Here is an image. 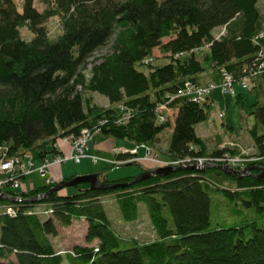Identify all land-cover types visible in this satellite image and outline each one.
<instances>
[{
	"label": "trees",
	"instance_id": "16d2710c",
	"mask_svg": "<svg viewBox=\"0 0 264 264\" xmlns=\"http://www.w3.org/2000/svg\"><path fill=\"white\" fill-rule=\"evenodd\" d=\"M23 1L19 9L16 0H0V147L9 157L30 152L44 160L57 149L47 150L41 140L55 146L59 137H81L84 129L98 128L96 137L128 139L154 152L162 132L173 128L166 151L170 159L205 157L209 148L195 126L207 119L212 93L204 104L178 93L187 84L203 83L206 75L222 83L225 73L250 82L235 100L254 118L252 156L264 157V88L256 102L248 101L264 77V68L251 76L264 61L259 0H41L42 9L36 0ZM55 17L62 28L52 38L47 25ZM223 27L225 33L217 38L213 33ZM113 38L111 53L86 77L82 68ZM156 49L170 62L154 66ZM203 59L213 62L210 70ZM85 92L106 96L112 108L101 109ZM162 105L173 110L170 123L160 120ZM121 106L130 112L122 123ZM235 149L225 146L211 157L232 155ZM128 157L118 154L116 161ZM256 164L264 167V160ZM260 172L229 176L204 167L105 190L83 183L74 185L78 191L72 195L61 190L41 198L37 206L49 205L51 211L45 215L34 211L30 201L57 182L28 192L7 190L24 201H5L12 212L0 213V264H264ZM102 174L103 182L134 178L113 180ZM212 192L254 209L261 219L211 228ZM111 195L127 222L138 221L145 206L157 238L141 242L118 232L105 206ZM81 220L87 223L86 243L60 250L54 242L60 229Z\"/></svg>",
	"mask_w": 264,
	"mask_h": 264
},
{
	"label": "rangeland",
	"instance_id": "374dc122",
	"mask_svg": "<svg viewBox=\"0 0 264 264\" xmlns=\"http://www.w3.org/2000/svg\"><path fill=\"white\" fill-rule=\"evenodd\" d=\"M18 8H23V0H16ZM37 6L42 9L43 3L41 0H36ZM258 6L260 9L264 12V0H259ZM48 31L49 35L52 38H56L61 33V21L58 17H55L51 19L48 23ZM22 28V33L24 36L29 35L27 31H25ZM225 27H223L221 30L217 29L215 30V36L218 38L220 35H222L225 32ZM114 38L111 39L108 44L99 50L95 51L93 56L89 59L88 64H86V67H83L81 72L86 77H91V69L93 68L95 63H99L102 60L105 59V56H108L111 53V46L113 44ZM209 49H207L205 52H208ZM154 66L160 67L170 62V58L164 55V53H161L159 49H156L154 52ZM203 55L201 56V58ZM203 65L206 70H210L212 68L213 62L211 60L203 59ZM209 83V82H207ZM207 83H201V85H209L214 82ZM216 88L214 89L213 95L208 98L206 104L209 105L208 107V117L206 120L199 122L196 124V130L198 134H200L205 142L208 145V155L203 158H209L211 157V154L216 150L225 149V146L227 147H236L235 150L232 152V157L241 156L245 159H253L252 156L255 155L254 151L250 148L252 145L251 138L249 135V127L254 122L253 116H250L249 114H246L239 105L236 103V97L231 92H225L223 88L218 84H216ZM240 84L236 83L235 88L237 93H240ZM248 90V89H247ZM245 89V92H247ZM86 98H90L92 103L97 104L101 109H108L111 107V102L109 99L98 93V92H85ZM254 94H251L248 96V101L250 103L254 102L255 97ZM213 100V101H212ZM205 99H201V103L204 104ZM204 102V103H203ZM162 115L166 118L167 122H171V120L174 117L173 110L162 107ZM223 118V119H222ZM174 136L173 128H168L162 134L160 135V139L157 140V143L155 145L156 151L152 152L155 154V156H158V160L154 161H142L139 164H133V165H122V166H116L115 162L113 161V158H116V155L112 154V149H118L125 150L128 149V147L133 145V142L129 141L128 139H121V138H115L112 136L109 137H94L89 139V148L92 156L98 157L99 162L93 163L92 160H85L81 163H75L72 160L65 161L61 164L63 166L60 167V165H54L52 167L48 168L47 177H53L54 174H57V172L60 169L66 168L69 169H75L78 170L83 167L89 168L88 173L85 174H71L68 177L72 176H82V175H90V174H102L103 176L110 177L119 173H128L132 171H138L137 174H134V176H137L138 173L141 171V168L144 166L149 169H154L158 167H165L164 165L171 164V160L169 158V155L166 154L167 147L172 140ZM68 137V136H67ZM67 137H59L57 139V146L59 145L60 149H62L66 155L70 154L69 144L68 141L65 140ZM43 146L49 151L53 150V148H56L51 142L50 139L47 140H41L40 141ZM234 143V144H232ZM56 145V144H55ZM136 145V143H135ZM72 147V146H71ZM137 145L135 146L136 149ZM5 147L2 149L0 148V157L2 156V153L4 151ZM89 149L87 152H89ZM151 149L150 146L148 149H144V151H147ZM57 155L59 154L58 150H55ZM253 151V152H252ZM252 152V153H251ZM28 153V152H26ZM30 153V152H29ZM24 154V153H23ZM50 156V157H49ZM48 156V159H54L55 152H50ZM106 157L111 158L109 162H105L107 159ZM8 158H10L8 156ZM7 158V159H8ZM157 158V157H156ZM204 159V162H205ZM31 160V163H29ZM47 159L41 160L37 158H25V164L30 170H33L31 173H28L25 178H23L22 183L19 187H7L6 189L11 191H31L33 189H37L41 186L48 185L47 184V177L43 176L41 172L39 171V168L41 165L46 161ZM161 160V161H160ZM69 162V163H68ZM179 164V163H177ZM176 164V165H177ZM175 165V166H176ZM198 168L204 167L202 163H195ZM39 166V167H38ZM238 167V166H236ZM146 169V170H149ZM239 169V168H237ZM132 176V177H134ZM64 178V176H63ZM61 176H55L54 181L59 183L61 180H63ZM112 179V178H111ZM83 188V187H80ZM78 191L77 188L74 186L65 187L62 189L61 194L63 195H72ZM211 199H212V217H211V228L218 227V226H231L234 224H240L245 223L250 220H256L259 222L261 219L260 215H257L254 209L247 208L243 203H237V202H231L228 198L223 197V195L212 192L211 193ZM2 201V200H0ZM226 204L230 205L227 206ZM105 206L108 213V216L110 220L113 222L114 227L118 232L123 234L125 237H137L139 241L141 242H151L154 239L157 238V233L149 219L148 212L146 210V207L142 205L141 208V214L140 218L136 222H127L122 218L120 209L117 205V202L113 196H110L105 199ZM47 206H43L42 209H45ZM36 211L40 209H35ZM6 212V208H3L0 210V212ZM7 213V212H6ZM86 230H87V223L85 220L81 221H75L72 225L68 227H62L60 229V234L58 237L54 238L55 245L60 249H68L72 247L75 244H85L86 243ZM96 241L93 243L95 244ZM57 248V249H58Z\"/></svg>",
	"mask_w": 264,
	"mask_h": 264
},
{
	"label": "built area",
	"instance_id": "2783aa9c",
	"mask_svg": "<svg viewBox=\"0 0 264 264\" xmlns=\"http://www.w3.org/2000/svg\"><path fill=\"white\" fill-rule=\"evenodd\" d=\"M260 38L264 40V33L260 34ZM263 68H264V61H262L259 64L258 68L252 73L251 76L255 78L257 75H259V73L263 70ZM224 76H225L224 81L220 83L219 85L223 88L225 92H231L233 95H235L237 93L236 88H235L236 83H239L241 88L244 90L245 89L247 90L250 88V82L246 81L247 78H244L243 80L245 81L242 82V80L236 81L235 77L232 74L225 73ZM216 87L217 86L215 83H211L209 85L187 84V87L180 92L183 94V96H190L192 99L200 101L201 99H207ZM163 106L164 105L159 107L160 112H162L161 109ZM121 109L123 110L124 114H123V117L119 120L120 123L124 122L127 118L130 117V112L124 110L122 106H121ZM160 120L162 122H165L166 118L163 115H161ZM99 133H100V128L96 130L84 129L81 137H75L73 135L68 136L65 140H67L68 143H70L72 146L71 154L69 155L58 154L54 157L53 160H46L39 168V171L41 172V174L43 176H46L48 172V168L51 166V164L59 165L68 160H72L75 163H80L83 158L90 157L95 163L98 162L99 158L95 156H89L87 154V150H88L89 139L95 137ZM5 153L6 151L5 152L3 151L2 156L0 157V193L3 192L4 189L9 186H12L15 188L20 186L22 182L21 181L22 177L26 176L28 173H31L33 171L27 167L24 161L26 157L30 159L33 158L31 153L28 152V153L19 155V157L16 158V160L14 161H8ZM133 154L137 156L138 150L134 149ZM158 158L159 156H155V154L152 152V149H149L146 151V154L143 158L136 157V158L126 160L123 162L116 161V164L125 163L127 161L129 162L135 161V160L138 161L142 159L147 160V161L149 160L154 161L155 159L158 160ZM204 159L205 158L203 157H197L193 159L185 158V160H182L183 163L179 165H192L198 162V163H202L203 165H205V163H219V164L229 165L234 168H242L243 166L250 164L253 160H256V159L264 160V157L260 158V157L255 156L253 159H245L241 156L232 157V155L224 153L222 156L206 158L205 162H204ZM180 161L181 160L179 159H175V160H171V163L177 164ZM29 163H31V160ZM7 172H10V173H7ZM47 183L53 184L54 183L53 179L51 177H47ZM8 210L12 212L11 208H8Z\"/></svg>",
	"mask_w": 264,
	"mask_h": 264
},
{
	"label": "water",
	"instance_id": "95a60500",
	"mask_svg": "<svg viewBox=\"0 0 264 264\" xmlns=\"http://www.w3.org/2000/svg\"><path fill=\"white\" fill-rule=\"evenodd\" d=\"M204 167L208 168H218L223 170L227 175L232 176V175H249L253 174V170H261L259 174H257L258 177L264 176V167L260 166H250V167H245L243 169H235L232 168L228 165H223V164H210V163H205ZM184 169H189V170H197L199 169L198 166L196 165H189V166H168V167H158L150 170H144L137 176H134V178L129 181V182H103L99 178V174H90V175H82V176H76L72 179L68 180H62L60 181L54 188L50 189L48 192H46L44 195L47 196L49 193H53L55 191H59L65 187L69 186H74V185H79L83 183H88L92 189H108V188H115V187H126L130 186L134 183H137L139 181L146 180L150 178L153 175H167L170 174L174 171L178 170H184ZM0 200H10V201H16L17 198L15 196H11L8 194H0Z\"/></svg>",
	"mask_w": 264,
	"mask_h": 264
},
{
	"label": "crops",
	"instance_id": "0c3cea01",
	"mask_svg": "<svg viewBox=\"0 0 264 264\" xmlns=\"http://www.w3.org/2000/svg\"><path fill=\"white\" fill-rule=\"evenodd\" d=\"M205 81H204V83H207V82H211V81H213V79L209 76V75H206L205 76V79H204ZM258 85H259V88L257 89V91L255 90V91H253L251 94H254L253 96L255 97V99H254V102H256L257 101V95L260 93V89H262V88H264V77H260L259 79H258ZM240 87V86H239ZM240 93L242 92V93H246L245 92V90H243L241 87H240ZM214 92V91H213ZM213 92H212V95H213ZM253 102V103H254ZM249 103H250V101H249ZM204 139V138H203ZM68 143V142H67ZM251 143H252V145H253V142L251 141ZM69 144V149H70V154H71V152H72V147H71V144L70 143H68ZM88 146H89V143H88ZM135 143H133V145L132 146H130V147H128V149H125V150H118V149H114V147H113V149H112V154H113V152H114V154L116 155V158H113L114 160L113 161H115V160H117V156H118V154H124V155H129V157L128 158H132L133 157V155H132V150L133 149H135ZM90 147H88V149H89ZM91 149V148H90ZM90 149H89V152H87V154L89 155V156H92V154H91V152H90ZM57 150L61 153V154H63V155H66L67 153H65L62 149H60V147H59V145L57 146ZM113 154V155H114ZM145 154H146V151H144V150H138V157H140V158H143L144 156H145ZM107 159L105 160V162H109L110 160H111V158H109V157H106ZM85 160H87V161H89V160H92L90 157H87V158H83L82 159V161H85ZM81 161V162H82ZM93 161V160H92ZM100 161V160H99ZM98 161V162H99ZM143 161V159L141 160V161H138L137 162V164H139L140 162H142ZM80 162V163H81ZM93 163H95L94 161H93ZM97 163V162H96ZM52 166H54V165H51L50 167H52ZM61 166H63V164H61L60 165V167ZM144 169H149V168H146V167H142L141 168V171L140 172H142ZM87 170H89V168H87V167H83V168H80V169H78V170H75V169H69V170H67L66 168H64V169H60L58 172H57V174H54L53 175V177H51L53 180H54V177L55 176H61V178H63V176H64V178H63V180H66L67 178H71V177H73V175L72 176H70V177H68L69 175H71V174H74V175H76V174H85L86 172L88 173L89 171H87ZM137 172L138 171H132V172H128V173H119V174H116V175H113V176H111L110 175V177L109 178H112L113 180H116V179H122V178H127V177H132V176H134V174H137ZM139 172V173H140ZM138 173V174H139ZM46 177H47V175H46ZM62 181V180H61ZM55 182V181H54Z\"/></svg>",
	"mask_w": 264,
	"mask_h": 264
},
{
	"label": "bare ground",
	"instance_id": "6f19581e",
	"mask_svg": "<svg viewBox=\"0 0 264 264\" xmlns=\"http://www.w3.org/2000/svg\"><path fill=\"white\" fill-rule=\"evenodd\" d=\"M225 33V32H224ZM223 33V34H224ZM214 35H215V32L213 33ZM214 37V36H213ZM201 52V51H200ZM197 53H198V51H197ZM251 81V80H250ZM198 82H200L199 81V79H198ZM197 82V83H198ZM207 84H209V83H207ZM220 84V83H219ZM241 87V86H240ZM183 96V94L181 93V92H179L178 93V97H182ZM184 98V97H183ZM186 98V97H185ZM211 99V98H210ZM213 101V100H212ZM194 102V101H193ZM204 103V102H203ZM198 104V103H197ZM201 104V103H200ZM122 113H123V111H122ZM119 119V118H118ZM223 119V118H222ZM71 136V135H70ZM95 139V138H94ZM90 142H91V140H90ZM89 142V143H90ZM44 144V143H43ZM56 146V148H54V149H57V145H55ZM148 147L149 146H147V145H140V146H137L136 147V149L137 150H144V149H148ZM251 148V147H250ZM252 149V148H251ZM49 150V149H48ZM253 150V149H252ZM253 152V151H252ZM251 152V153H252ZM255 152V151H254ZM5 155H6V158H8V153H5ZM57 155V153H56V151H55V156ZM256 155V154H255ZM19 157V154L18 155H15V156H13V157H10V158H8L7 160L8 161H14V160H16V158H18ZM50 157V156H49ZM255 157V156H254ZM45 159H47L48 160V156L45 158ZM50 160V159H49ZM52 160V159H51ZM257 161H261V160H259V159H256V160H253L247 167H250V166H257ZM74 162V161H73ZM69 163V162H68ZM127 163H129V161H127V162H125V163H117L116 164V162H115V165L118 167V166H122V165H124V164H127ZM183 162L182 161H180L179 162V164H182ZM130 164V163H129ZM179 164H173V165H171V164H168V165H164L165 167H168V166H175V167H179V166H187V165H179ZM256 164V165H255ZM39 167V166H38ZM123 167V166H122ZM254 171V170H253ZM253 171H252V173H253ZM7 173H10V172H7ZM225 174V173H224ZM26 176H23L22 177V180H23V178H25ZM21 180V181H22ZM53 182H54V180H53ZM22 183V182H21ZM48 185H53V184H55V182L53 183V184H49V183H47ZM88 184V183H87ZM90 186V185H89ZM10 187V186H9ZM19 187V186H18ZM17 188V187H16ZM54 188V187H53ZM2 189H4V188H2ZM1 189V190H2ZM7 190L8 189H6V191L4 190L3 192H1L0 194H8V195H13V193L12 194H10V193H8L7 192ZM62 190V189H61ZM61 190H59V191H61ZM11 191V190H10ZM16 192H20V191H16ZM21 192H24V190L23 191H21ZM20 192V193H21ZM26 192V191H25ZM55 192H57V191H55ZM17 197V200L16 201H12V202H17V201H24V199L20 196V195H16ZM41 196V197H40ZM40 196H37V197H35V198H33L30 202H33V203H35L36 205H35V209L37 208V209H40L41 211H40V213L41 214H46V213H50L51 211L49 210V205H40V206H37V204H40V201H41V198H46L47 196H45V195H40ZM112 196V195H111ZM5 201H10V200H2L1 202H0V210L1 209H3V208H6V212L7 213H10V211L7 209V207H8V205L6 204V202ZM3 203V204H2ZM43 206H47L45 209H42V207ZM33 210V209H32ZM34 211H36V210H34ZM27 212V211H26ZM29 212V211H28ZM37 213H39V210L38 211H36ZM0 213H4V211L3 212H0ZM5 214V213H4ZM32 216H34V215H32ZM41 217V216H40Z\"/></svg>",
	"mask_w": 264,
	"mask_h": 264
}]
</instances>
